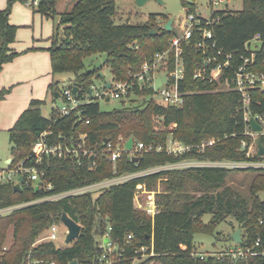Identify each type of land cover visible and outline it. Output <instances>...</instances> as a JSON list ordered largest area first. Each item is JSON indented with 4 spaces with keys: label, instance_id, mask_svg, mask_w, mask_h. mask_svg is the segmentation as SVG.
<instances>
[{
    "label": "trees",
    "instance_id": "obj_1",
    "mask_svg": "<svg viewBox=\"0 0 264 264\" xmlns=\"http://www.w3.org/2000/svg\"><path fill=\"white\" fill-rule=\"evenodd\" d=\"M27 1L7 0L6 8L0 10V72L4 64L16 57L10 48L17 31L8 21L11 7L15 2ZM57 1L38 0V5L32 9L45 18L58 16L48 50L51 73L72 74L71 85L78 88V100L88 96L95 79H101L99 69L86 70L85 58L95 53L104 54V64L112 79L128 81L144 62L167 48L174 34V30H165V23L153 15L145 24H115L114 0H77L70 11L64 13H57ZM236 1L242 3L240 11L218 12L213 40L217 48L240 54L244 43L257 35L260 47L252 69L264 72V0ZM181 5L194 11L192 0L191 3L181 0ZM184 50L185 75L179 89L188 95L182 107H167L156 102L151 98L153 90L147 85L143 89L134 88V97L149 98L142 109L102 111L97 101H91L64 117L52 107L49 118H45L41 115L45 102L31 100L7 132L11 144L8 167L13 168L23 161L25 166L35 167L42 174L41 180L52 186L48 194H57L177 162L245 160V153L240 150L245 124L242 112L237 111L239 95L234 91L215 90L214 84L194 80L192 72L202 63V54L193 44ZM167 69H172V61ZM58 83L49 86L53 102L54 93L60 94ZM7 93L1 90L0 100ZM251 97V113H264V92L255 90ZM157 118H161L159 127L155 122ZM44 132L47 143L74 148L76 155L62 159L43 156L34 164L31 148ZM130 137L134 143L162 147L169 140L178 141L191 149L178 156L165 151L142 153L135 156V162L123 150L120 157L111 162L108 147L124 148ZM210 138L216 143L199 152L201 142ZM261 143L264 146V139ZM83 150L88 154L83 155ZM239 173L251 174L246 192L229 184L232 176ZM158 182L163 186L162 191L155 194L159 213L151 218L136 207L134 194L139 185L154 191ZM20 188L21 191H14L11 184L0 185V208L43 196L42 191L35 192L34 184L28 187L21 184ZM99 191L96 196L95 192H87L0 216V264H21L27 258L54 264L73 261L99 264L98 244L108 227L111 229L109 239L120 247L111 264H132L141 256L136 251L142 247L149 249L146 254L152 249L150 260L157 264H229L227 258L200 260L193 241L194 234L213 235L214 228L229 219L241 230L239 247L253 248L259 239L260 244L254 250L264 252V170L218 167L163 170ZM63 213L80 225L79 236L63 248L56 247L54 242L37 243L38 237L52 224L62 225ZM207 214L210 220L205 224L202 218ZM9 230H12V243L3 250ZM128 234L132 239L126 244ZM214 237L219 240L220 236ZM228 240L234 244L231 236ZM241 264H264V260L249 257Z\"/></svg>",
    "mask_w": 264,
    "mask_h": 264
},
{
    "label": "built area",
    "instance_id": "obj_2",
    "mask_svg": "<svg viewBox=\"0 0 264 264\" xmlns=\"http://www.w3.org/2000/svg\"><path fill=\"white\" fill-rule=\"evenodd\" d=\"M191 1V0H189ZM231 0H210L208 5L209 17H202L197 15L195 11L190 12L187 7H183L185 15L182 20L175 25L172 24L174 34L170 39L165 50L157 52L148 61L144 62L137 73L130 75L128 81L109 82V87L104 84L100 89L96 90L95 86L90 87V94L81 100H78L76 94L72 92L73 85L60 90L61 105L57 107L60 117L69 115L71 112L78 110L80 106L85 105L91 101H98L107 99L116 100H130L134 97V88H144V85L149 86L153 90L152 99L156 102L173 108H180L183 106L184 98L188 95L187 92H182L179 89L180 82L183 81L185 75L184 68V53L185 48L193 44L194 48L202 54V63L193 70L192 77L194 80L200 82H208L215 85V90L234 91L240 97V107L237 111H241L243 121L245 124L243 136L244 139L240 141V150L245 153V160L243 161H221V162H196L199 166L190 167H218L227 169H260L264 170V155H257L258 146L256 140L264 139V113H254L250 111V104L252 102L251 93L255 90L264 92V72L254 71L253 65L255 62L256 52L259 50L253 41H258L256 35L252 40L245 42L243 53L237 54L234 52H225L217 48L216 42L213 40V25L219 21L218 12L228 10L216 9L220 5L227 6ZM191 3V2H190ZM26 4L32 8L38 5V0H28ZM230 11V10H228ZM259 42V41H258ZM260 44V43H259ZM138 47H135L137 49ZM172 61V69L168 71V63ZM166 74L167 81L161 83L157 90L153 89L154 81ZM205 91L202 90V92ZM90 98V99H89ZM250 120H253L259 127V130H253L250 125ZM46 132L40 135L37 141L31 148L32 160L37 164L43 156L54 157L57 159L65 158L67 155H76L74 148L63 147L61 144H49L46 142ZM84 136H82L83 138ZM121 141V139H120ZM216 143L214 138L204 140L199 145V152H203L205 148L213 146ZM126 144V143H125ZM120 145L114 148L108 147L109 160L115 162L121 152L124 150L129 153V156L135 158L136 155L149 152L165 151L168 155L178 156L184 152H188L191 147L185 146L178 141L169 140L166 147L161 145L154 146L153 144H143L137 142L132 144L130 150H127ZM263 146V144L261 143ZM264 147V146H263ZM88 151L83 150V155H87ZM191 162V161H189ZM182 163L177 162L165 166L152 167L143 171H138L131 174H125L109 180L80 187L57 194H48L52 190V186L41 180L42 174L39 173L35 167L25 166V162H20L17 166L10 168L7 165L5 170L0 169V185L11 184H25L27 187L31 184L43 192V196L28 202H22L15 205L0 208V216L8 215L12 212L24 209L26 207L44 203L57 201L69 196L84 194L87 192H97L113 184L123 183L125 181L146 176L155 172L171 169H181L185 167H177ZM22 178V182H18V178ZM136 207L143 209L145 213L153 218L159 213V207L155 202V193L147 191L143 186L136 187L134 194ZM60 225L52 224L46 230V236L41 239V242H55L58 240V232H60ZM110 227L101 238L98 248L101 250V255L98 258L99 264H111L114 256L119 252L120 247L109 239ZM67 230L64 227L63 236H66ZM132 237L130 234L126 236V244H129ZM39 241V242H40ZM260 240L257 239L254 247L259 246ZM254 247H239L238 244H233L227 249L216 253L197 254L200 260L206 258L222 259L227 258L229 264H241L249 257H259L264 260V252L256 251ZM8 247L5 246L3 250ZM149 249L142 247L136 251L141 253V256H153L152 249L150 253L146 254ZM21 264H54L53 262H44L41 260H30L27 258Z\"/></svg>",
    "mask_w": 264,
    "mask_h": 264
},
{
    "label": "rangeland",
    "instance_id": "obj_3",
    "mask_svg": "<svg viewBox=\"0 0 264 264\" xmlns=\"http://www.w3.org/2000/svg\"><path fill=\"white\" fill-rule=\"evenodd\" d=\"M5 1V0H0ZM77 0H58L56 3V11L58 13H64L70 11L72 5ZM117 10L116 14L113 17V21L115 24H145L148 20L150 15L155 16L157 20L161 23H166L168 20H172V24H176L178 21L182 20L185 11L182 8L181 0H162V3H157L153 0L147 1L142 6L137 5L135 0H114ZM193 9L197 15L202 17H209V9L208 5L210 4V0H192ZM25 2H15L12 7L11 11L15 16V20L18 23L23 22L26 17V12L24 11ZM227 8L230 11H240L242 9V3L240 1L231 0L227 6L220 5L216 9H223ZM31 10V8H29ZM32 11H29V14ZM37 15V14H35ZM37 21L34 22V30L35 33L42 37V39H49L54 35L57 24H58V16H55L53 19L51 18H43L41 19L39 15H37ZM20 33L22 32H29L31 33V26L28 27H20L17 30ZM17 34V32H16ZM37 37V36H36ZM253 43L259 47L258 41H253ZM1 44V41H0ZM105 55L100 53H95L88 58L84 59V65L86 70H94L99 69L100 73L102 74L103 78L95 79L94 86L96 90L100 89L104 84L111 82L112 76L109 72V69L105 66ZM74 76L72 74H56L54 75V80L59 81L58 87L66 88L72 84ZM30 87L27 88V90ZM149 98L143 95L132 97L130 100H116V99H109L108 101L98 100L97 103L100 106L102 111H113L117 109H135V108H144V102H146ZM45 105L41 108V115L45 118H48L50 115V111L54 106H60L61 100L58 98L55 102H52V95L51 92L48 91L47 95L43 99ZM144 104V105H143ZM158 127L161 125V118H157L155 120ZM166 147V146H165ZM10 148L11 144L8 140V133L6 131H0V169L5 170L7 168V164L5 163V159L10 158ZM185 162V161H183ZM182 163L177 167H190L192 164L194 166H199V163L196 162H189ZM169 167V165H168ZM251 181V174H234L232 176L230 185L239 188L243 192L248 190V186ZM163 189V186L160 182L157 183L156 188L154 189L155 194L160 193ZM100 191H97L94 196L98 195ZM210 220V215H204L202 218L203 223H208ZM60 232H58V240L54 242L56 247H61L65 242V237L63 236L64 226L63 224L59 226ZM238 228V224L233 221L232 219L227 220V222L221 223L214 228L213 235H206V234H194L193 241L194 246L196 249L197 254H207V253H216L222 251L223 249L229 248L232 246V242L228 240V237L232 235ZM219 235V240L215 239V235ZM46 236V231L43 232L37 239V243L41 239ZM41 242V241H40ZM12 243V230H9L5 246L9 247ZM70 246V244L68 245ZM132 264H157L155 261L150 260L149 256H140L133 260Z\"/></svg>",
    "mask_w": 264,
    "mask_h": 264
},
{
    "label": "crops",
    "instance_id": "obj_4",
    "mask_svg": "<svg viewBox=\"0 0 264 264\" xmlns=\"http://www.w3.org/2000/svg\"><path fill=\"white\" fill-rule=\"evenodd\" d=\"M6 4L7 0L1 1L0 10H4ZM29 8L25 3L26 19L21 23L15 20L12 11H10L8 17L9 23L14 25L17 30L20 27L31 26V33L22 32L19 34L16 31L15 41L10 45L16 57L11 62L4 64L0 72V91H8L5 97L0 100V131L8 132L20 114L28 107L31 100L44 101L43 99L49 91V86L53 82H59L54 80V75L51 73L48 50L51 46L52 37L42 39L41 35L38 36L35 33L33 26L34 22L37 21V15L41 19L45 17L34 12L32 8L29 10ZM29 11H32V14H29ZM28 87L30 88L27 90ZM58 98L60 96L54 97V99ZM54 107L57 108V106ZM10 162L11 157L5 159L7 165ZM66 246L68 245L64 243L58 248Z\"/></svg>",
    "mask_w": 264,
    "mask_h": 264
},
{
    "label": "water",
    "instance_id": "obj_5",
    "mask_svg": "<svg viewBox=\"0 0 264 264\" xmlns=\"http://www.w3.org/2000/svg\"><path fill=\"white\" fill-rule=\"evenodd\" d=\"M147 1H150V0H135L137 5H139V6H142ZM153 1L160 3V4L162 3V0H153ZM189 2H191V1H189ZM171 25H172V20H168L164 25V29L171 31L172 30ZM151 33L153 34L154 32H151ZM98 75L100 78H103L101 73H99ZM166 81H167L166 74H164L163 76H161L160 78H157L154 81L153 89L157 90L159 88V86L161 85V83L166 82ZM106 87L107 88L109 87L108 83L106 84ZM77 90H78V88L76 86L72 87V92L74 94H76ZM88 94H90V90H88ZM58 96H59L58 93H54L55 98H57ZM106 101H108V99ZM250 125H251L253 130H259V127L255 124V122L253 120H250ZM105 143H107V141H105ZM256 143L258 146L257 155H260V156L264 155V147L261 145L259 140H256ZM132 144H133V138L130 137L126 141V144H125L126 149L130 150L132 147ZM136 160H137V158H132V162H135ZM22 181H23L22 178L19 177L18 182L21 183ZM13 189H14V191H21L20 184H15L13 186ZM34 190H35V192H37L36 187ZM60 221L67 230V234H66L64 243H65V245H69L73 240H75L79 236L81 227L79 224H77L75 221H73L71 218H69L65 213H63L61 215ZM231 238H232L233 243L240 244L242 241L241 240V230L237 229L235 232H233L231 235ZM70 264H77V263L75 261H73Z\"/></svg>",
    "mask_w": 264,
    "mask_h": 264
}]
</instances>
